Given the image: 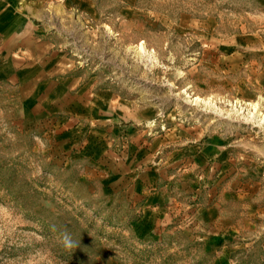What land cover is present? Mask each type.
Segmentation results:
<instances>
[{"label": "rangeland", "instance_id": "obj_1", "mask_svg": "<svg viewBox=\"0 0 264 264\" xmlns=\"http://www.w3.org/2000/svg\"><path fill=\"white\" fill-rule=\"evenodd\" d=\"M35 23L123 107L124 157L101 165L77 148L87 131L26 119L0 78V264H264V0H80ZM135 168L172 182L154 230Z\"/></svg>", "mask_w": 264, "mask_h": 264}, {"label": "crops", "instance_id": "obj_2", "mask_svg": "<svg viewBox=\"0 0 264 264\" xmlns=\"http://www.w3.org/2000/svg\"><path fill=\"white\" fill-rule=\"evenodd\" d=\"M79 3L80 0H0V78L17 85L20 110L26 119L51 120L65 137L80 138L87 131V141L77 146L84 155L104 166L121 164L124 155L119 157L113 151L109 134L111 130H120L121 125L114 121L121 122L123 107L113 105L117 99L110 92L94 89L74 71L66 69L65 56L54 48L52 30L45 32L46 26L35 23L50 21L54 10H65ZM218 153L216 149L215 160ZM135 170L136 185H140L141 192H149L143 211L154 219V230L170 217L172 182L166 177L159 179L158 173H163V169L155 168L149 173ZM125 174L116 170L113 175L121 179ZM219 208L218 202L202 208L203 218L211 226L220 218Z\"/></svg>", "mask_w": 264, "mask_h": 264}, {"label": "clouds", "instance_id": "obj_3", "mask_svg": "<svg viewBox=\"0 0 264 264\" xmlns=\"http://www.w3.org/2000/svg\"><path fill=\"white\" fill-rule=\"evenodd\" d=\"M52 230L53 231L56 230L54 225L52 226ZM60 242L63 245V247H65L68 250H71V249L77 247V243L72 239V236H71L70 232L67 229H64V230L61 231V233H60Z\"/></svg>", "mask_w": 264, "mask_h": 264}]
</instances>
